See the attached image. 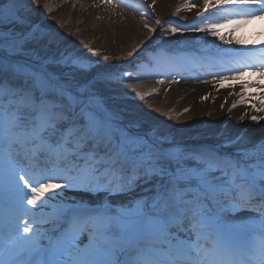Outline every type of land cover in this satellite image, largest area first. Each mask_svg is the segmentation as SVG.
<instances>
[{"label":"snow or ice","instance_id":"obj_1","mask_svg":"<svg viewBox=\"0 0 264 264\" xmlns=\"http://www.w3.org/2000/svg\"><path fill=\"white\" fill-rule=\"evenodd\" d=\"M139 7L151 5L142 0ZM194 7L185 2L177 12ZM257 15H264V0H204L199 27L187 30L218 36L222 20L246 23ZM4 22L13 28L0 35V179L16 193L21 215L9 227L21 243L0 264H264V139L242 143L237 137L229 141L232 152L171 144L158 129L125 123L100 102L97 84L111 74L74 85L77 72L91 71L82 58L68 54L55 61L66 75L49 72L47 63L15 62L14 54L40 38L25 0H0ZM24 26L27 31L17 32ZM241 51L239 68L215 75L264 73V48ZM131 76L125 71L120 78ZM128 87L140 100L151 94ZM260 103L258 112L264 99ZM141 184L147 194L127 210L112 211L107 202L66 204L61 197L66 189L127 194ZM241 212L254 213L258 223L241 220Z\"/></svg>","mask_w":264,"mask_h":264},{"label":"rangeland","instance_id":"obj_2","mask_svg":"<svg viewBox=\"0 0 264 264\" xmlns=\"http://www.w3.org/2000/svg\"><path fill=\"white\" fill-rule=\"evenodd\" d=\"M81 1L96 6L99 0ZM111 1L118 5V9L112 16V20L107 21L108 25H111L110 28L100 30L98 24H95L94 31L87 33L82 31L81 35L69 26L60 29L59 19L67 22L69 14H63L57 20L47 23L43 19V12L41 15L35 13L30 21L33 25L39 26L41 31L37 35L40 38L28 43L25 48L14 54L12 59L28 67L36 62L47 63L49 72L66 75L67 69L55 61L62 55L68 54L82 58L84 66L91 71L77 72L73 79L74 85L86 84L98 73L111 74L113 79L97 84L100 102L118 113V118L125 123L129 120L138 121L145 128L158 129L174 145L188 149L217 146L222 151L232 152L235 148L229 141L237 137L241 138L242 143L252 139V134L247 132L252 129L250 124L244 125L239 134L232 133V121L245 107L244 101L246 102L247 98L244 96L241 103L238 97L244 91L230 93L226 97L224 93L226 84L221 81L219 75H215L224 72L225 69L240 67V64L235 63L243 57L235 55V51L240 49L241 45L225 42L229 34L234 33L235 30H227L223 22L219 27L218 36H212L203 31L187 30L193 26L199 27L198 22L201 18L197 16V12L200 9L197 10L194 7L188 11L181 8L177 12V7L185 2L195 5V0H155V2L143 0V3L151 7H139L138 10L135 9L142 0H124L133 7L121 6L119 0ZM39 8H34V12H37ZM93 15H95L94 11H91L89 22L93 21ZM96 17L100 19L102 16ZM157 19L160 20L159 24L156 23ZM194 22H196L195 25ZM145 24L148 27H145ZM174 27L179 31L172 33L171 29ZM5 28L11 30L13 26L7 22L0 24V35L4 34ZM149 28L155 31L150 32ZM16 30L19 32L28 29L24 26ZM46 35H50L52 39H45ZM139 36H145L147 42L138 40ZM224 49L227 53L223 56V52H226ZM129 52H132L131 56L128 55ZM104 57L108 59L105 60ZM251 70H247V74ZM125 71L132 73V76L121 79V74ZM245 73L246 71L239 75ZM227 75L230 78L237 74L228 72ZM161 80L164 83H158ZM205 81H210L213 85L212 96H206V88L199 86V83L204 85ZM129 84L137 85L139 91L151 94L146 95L144 100H140L128 87ZM197 104L201 106V112L197 120L191 124L187 120ZM233 104H236V107H232ZM168 146L169 144L166 143L165 147ZM22 163L27 165V161ZM57 182L63 183V181ZM147 187L141 184L133 192L112 196H107L105 193L67 189L65 193L67 197L63 198L62 195L61 197L66 204L83 202L90 207L107 202L110 210L120 211L127 210L133 199L146 195ZM15 199L16 193L0 179V216L2 218L14 216L13 220H15L18 215H21L15 206ZM25 207L31 206L25 205ZM242 213L244 212L237 214L241 220L246 223H258L254 219L255 214ZM24 219L28 217L25 216ZM14 222L7 221L4 224L6 230L3 236H8L9 240L13 239L11 242H19L16 240L15 232L9 227ZM23 222V220L20 221V223ZM44 227L50 228L49 225ZM86 243V237H82L81 246L83 247Z\"/></svg>","mask_w":264,"mask_h":264},{"label":"bare ground","instance_id":"obj_3","mask_svg":"<svg viewBox=\"0 0 264 264\" xmlns=\"http://www.w3.org/2000/svg\"><path fill=\"white\" fill-rule=\"evenodd\" d=\"M203 2L204 0L194 1V3H196L195 5L197 10L200 9V6L203 4ZM25 3L27 4L26 7L28 8V16L30 20H32L35 13H39V15H41L43 12V19L47 23H50L55 19L57 20L59 16L62 17L63 14H69V19L67 22H63L64 20L59 19L61 21L60 29H62L64 26H69L76 30V33L80 32L78 35L94 31L95 24H98V29L100 30L109 29L111 25H108L107 21L112 18L118 9V5L116 3L113 1H111V3H107L106 0H99L96 6L83 3L81 0H36V2H33V0H25ZM38 7L41 9L39 8L37 12H34L33 9ZM155 8H158V6H155ZM91 11H94L95 15H93V21L89 22V13ZM99 15L102 16L100 19L96 17ZM140 21L143 22V20ZM221 22L225 24V28L227 30H235L234 33L229 34V37H227V40L225 41L226 43L230 42L231 45H235L239 43L241 41V37H243L244 40L242 41V49L264 48V15H257L256 18L248 20L246 23H242L239 17H234L230 22L223 20ZM85 26H87V30L84 31ZM82 31L83 33H81ZM138 40H142L144 43L147 42L145 36H139ZM224 55L225 52H223V56ZM244 55L245 53L242 52V56ZM235 64L239 65L238 63ZM247 73L248 71H246L244 75H239V77L237 75H233L229 78V80L221 79V81L226 84L224 91L226 97H228V94L230 93H240L241 91H244L242 93L243 98L244 96L247 98L246 102L244 101V109L241 110L232 121V133L239 134L241 128L244 125L250 124L252 129L248 130L247 132L252 134L251 140L256 142L262 140L264 137V111L258 112L255 110L256 108H260L262 106L260 101L261 99H264V73L256 72L254 70H251L249 74ZM210 84V81H205L204 85L199 83V86L206 88V96H212L213 94V85ZM242 85H247V88H242ZM193 87L197 88L198 86L193 85ZM238 97L242 99L241 95H238ZM200 112L201 106L197 104L187 121L191 122L192 124L195 120H197ZM253 115L259 117L258 121H252L251 117ZM241 116H243L242 120L240 119ZM66 190L61 193L63 198L67 197L65 196ZM245 213L250 215L254 214L249 212H244L242 214ZM3 219L8 222L10 221L11 223L12 221H15L13 220L14 216H4ZM14 245L18 247L20 242H13L10 244V254H12L14 251Z\"/></svg>","mask_w":264,"mask_h":264}]
</instances>
